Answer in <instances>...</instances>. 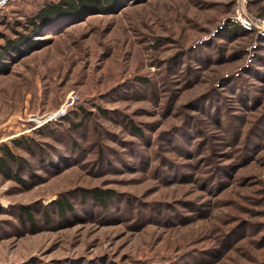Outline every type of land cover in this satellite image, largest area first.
<instances>
[{"label":"rangeland","instance_id":"374dc122","mask_svg":"<svg viewBox=\"0 0 264 264\" xmlns=\"http://www.w3.org/2000/svg\"><path fill=\"white\" fill-rule=\"evenodd\" d=\"M47 1L12 2L0 32ZM234 2H130L8 62L0 145L19 162L0 173V264H264V36L230 21ZM71 90L81 128L50 119Z\"/></svg>","mask_w":264,"mask_h":264},{"label":"trees","instance_id":"16d2710c","mask_svg":"<svg viewBox=\"0 0 264 264\" xmlns=\"http://www.w3.org/2000/svg\"><path fill=\"white\" fill-rule=\"evenodd\" d=\"M134 1L144 0H52L43 3L37 11L31 15L24 14V18L17 21V26H12L11 30L14 32V36H9L0 32V37L4 39L0 43V73H3L9 69L8 62L14 60L17 56L29 54L36 48H39L42 42L41 36L45 35L47 31L57 30L60 28L63 30L64 25L72 24L81 21L87 15L97 13H110L116 8H121L127 3ZM2 15V14H1ZM0 15V16H1ZM21 28V29H18ZM228 34L235 33L239 28L237 26L227 27ZM59 30V31H61ZM246 35V34H243ZM145 80V79H144ZM98 109L103 108L98 107ZM90 111L77 101L72 107H70L66 114L61 116L57 121L59 124L66 123L72 124L76 128H81L85 124V120L88 119L91 113ZM69 119H72L71 121ZM48 124V123H47ZM135 123L131 124L132 130L140 136L144 135L142 129H138ZM15 145H23L25 141L20 142L19 138L13 139ZM0 173L7 176H14L12 173L11 164H17L19 162L18 156L15 154L12 147L3 143L0 145ZM11 174V175H10ZM17 179L21 180L17 175ZM86 197H92L95 202L100 205H106L107 200L114 197L115 192L110 189L93 188L86 190ZM59 209L61 211H67L71 203L68 198L62 197L58 200ZM25 213L34 222L29 206H23Z\"/></svg>","mask_w":264,"mask_h":264},{"label":"built area","instance_id":"2783aa9c","mask_svg":"<svg viewBox=\"0 0 264 264\" xmlns=\"http://www.w3.org/2000/svg\"><path fill=\"white\" fill-rule=\"evenodd\" d=\"M16 0H0V15L3 14L5 9ZM249 0H235L233 12L229 17L230 21L240 25L241 29L248 33H255L256 36H264V16H255L248 10ZM219 31L218 28L213 30L209 35H204L201 39L194 43V47L198 46V43H203V40L208 36H214ZM258 47V43L255 41L249 49L252 52L249 54V59L254 56V49ZM248 59V61H249ZM252 61V60H251ZM241 67L239 68V70ZM239 70L236 71L239 73ZM218 84V83H217ZM80 100V96L75 90H71L62 104V106L52 115L50 119L58 118L66 114L67 110L72 107L77 101Z\"/></svg>","mask_w":264,"mask_h":264}]
</instances>
